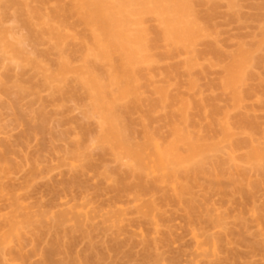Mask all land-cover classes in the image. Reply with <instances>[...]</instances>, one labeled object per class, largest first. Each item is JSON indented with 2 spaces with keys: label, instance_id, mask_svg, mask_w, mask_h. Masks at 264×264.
<instances>
[{
  "label": "rangeland",
  "instance_id": "1",
  "mask_svg": "<svg viewBox=\"0 0 264 264\" xmlns=\"http://www.w3.org/2000/svg\"><path fill=\"white\" fill-rule=\"evenodd\" d=\"M188 4L196 36L170 46L156 15H142L150 59L135 66L130 94L111 84L116 129L131 144L151 141L136 164L102 137L99 109L79 83V70L83 78L108 67L85 55V26L55 18L54 0H0V264H264V162L255 164L262 172L245 159L251 147L264 151V0ZM242 51L243 80L226 87ZM61 57L78 72L59 77ZM173 124L214 145L200 166L158 162ZM60 213L67 229L75 217L83 225L60 233L65 253L53 243Z\"/></svg>",
  "mask_w": 264,
  "mask_h": 264
},
{
  "label": "bare ground",
  "instance_id": "2",
  "mask_svg": "<svg viewBox=\"0 0 264 264\" xmlns=\"http://www.w3.org/2000/svg\"><path fill=\"white\" fill-rule=\"evenodd\" d=\"M54 1L58 3V6L56 8L57 10L54 12L55 18L61 20L60 22L64 23L66 22L65 20L66 16L67 17L76 16L77 17L76 19L79 20V23L83 24L85 28L89 31V35L87 34L88 37L84 36L87 41L84 47L85 55L91 56V59L94 58L99 61H102L104 64H106V67L107 66L109 67L106 68L107 69L105 70L106 72L99 71L96 70L98 66L95 65L96 61L93 62V64L96 67H92L94 65H91L92 63L89 62L86 64V66L88 65V67H92L91 69L94 68L96 73L95 71L88 72L90 73V75L88 77L85 75L86 77L82 78L83 76L82 75L83 73H81L82 70H79L81 72H79L78 74L80 75L77 76L78 78L81 77L79 78L80 85H82V82L84 81L83 84L86 85L85 87L86 91H88V93L90 92L89 96H92L93 98L92 100L94 101L93 103H95L93 105L95 106L96 109H99L97 111L98 113H100L99 115H101V122L103 123V125H105L103 126L104 134L102 137L105 139H109V138L112 139L114 142L117 143V145H119L121 148L124 149L126 154L136 164H139L145 151H149L151 148L150 138L147 137L146 141L142 144L134 145L130 143L129 139L128 140L126 139L127 138L125 137L127 135L126 133L123 134L122 131H120L119 133L120 129L119 130L116 129L119 109L116 108L117 99H115V97L113 96L114 94H112L110 91L111 84L117 83L120 85V89L118 93L119 96L130 94L131 91L130 82H133L132 79L135 80L138 79L137 78L138 76H136L137 71L139 72L141 71L140 68L135 69V66L137 64L141 65L143 61L146 62L147 60L150 59L149 57H148L149 59H146L147 56L144 57L145 56L144 53H147L146 48L148 47L145 45L146 46L145 48L144 44L142 43V37H143L142 35H144L143 33H145L146 31H143L142 26H141L142 28L138 27V24L140 25L141 24L140 22H143L144 20L143 17H141L142 15L143 16H145L144 14L151 15L148 13H152L153 16L156 15L154 17L159 19L158 21H160L163 26L161 27L160 30L158 28L155 30L158 31L157 32L158 38L163 43L173 42L174 43L173 46L176 45L175 43L179 45L178 43L180 42H184L185 44L186 43L185 41L189 42L191 38H194V36H196L197 31L194 30V27H191L193 26V24H191L187 19V15H189L188 11H190V6H188L189 5L188 0H70L66 5H64V3L62 2L64 0H54ZM60 3L61 5L59 6ZM133 24H136L135 28L137 30H135V28L132 27L134 26ZM60 25L62 26V24H59L58 26L60 27ZM134 31L135 33L133 35ZM153 33L155 32L153 31ZM55 38L58 39L57 37ZM155 41L157 40L155 39ZM170 43L168 44L171 46L172 43L171 44ZM11 45L13 44H10V46ZM177 47H175V49ZM12 49L14 48L12 47ZM15 50L19 51V49H15ZM244 52L242 51V54L234 57L232 63L228 66L227 68L228 75L226 74L228 77L227 79H225L226 87L228 86L233 89L235 88V86L238 85L237 83H240L241 80H243L242 69L243 66L246 65L245 63H247L246 61L248 59L247 57L248 52L246 53ZM114 55H116L115 58ZM89 56L86 57L83 55L84 57L83 60L86 61V58L88 59ZM140 57L143 59H141ZM60 59L63 64L59 62L61 66L59 67L58 72L61 71V73L60 75L56 73L57 75H59V77L62 74H65L68 69H71L69 71L74 73L78 72V71H72L73 70L72 68L67 69V66L68 67L70 66L68 65L69 62L68 64L65 65L64 64L65 62L63 61L64 58L61 57ZM91 59H89V61ZM84 65L85 64H83V66ZM88 67L85 68L88 69ZM98 71L101 74L105 73V76L104 75L100 76V74H97ZM62 76H63L62 78H64V76L66 77V75H62ZM139 76H141V74ZM101 77L103 78L106 77L105 78L106 81L103 82L104 79L102 80ZM80 80H82V82ZM106 90L109 92V94ZM248 125L250 126L251 124ZM243 126H245L246 128L248 127L247 125H243ZM172 128H173L174 139L164 148L163 157L159 158L158 162L162 163L163 161H168L173 165L181 162H187L194 164L195 166H200L201 161L206 159L207 152L212 150L214 148V145H208L204 143L200 144L197 143L196 141H193L192 139L189 138L188 135H186L183 132L182 128L177 124H173ZM121 133L123 134V136L124 135L125 136L123 137ZM181 141H185L186 144L188 145L185 151L180 150L178 146V143ZM0 157H2V155H0ZM4 157H2L1 159H5ZM245 159L247 161L254 163L253 165L255 166V168H258L257 167L259 166L258 162H264V151L262 149L251 147ZM256 162L258 163V165L256 164ZM258 170L262 171L263 168L262 169L258 168ZM76 183H77L76 181L72 180L66 184V188H69L72 185H75ZM187 206L190 213L194 212L197 209V206L193 202L188 203ZM28 219L30 218L28 217ZM67 220H68V215L66 213L58 214L54 220V226L57 228L59 233L58 232L56 233L53 243L54 245H56L57 247L56 249H60L61 251L63 249L64 251L62 252L64 253L67 248L65 249V246L62 244L63 242L61 243L60 239L62 237L61 238L59 237L60 233L66 235L65 237H67V235H71L74 231H78V230L82 231V227H83L80 219L75 217L73 223L74 227L67 229L65 227V223ZM70 248L72 247L70 246ZM261 250L264 252V247H261ZM61 251H59V253ZM57 252L58 251H56V254H59ZM237 258H240V256H237ZM79 259L81 258L79 257ZM233 260L236 259L233 258ZM72 262H74L73 264H84L80 262L78 259H76V263L75 261Z\"/></svg>",
  "mask_w": 264,
  "mask_h": 264
}]
</instances>
